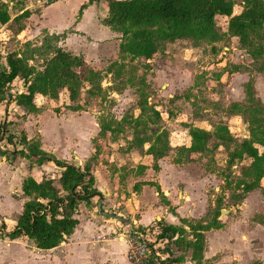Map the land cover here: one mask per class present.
<instances>
[{"label": "rangeland", "instance_id": "1", "mask_svg": "<svg viewBox=\"0 0 264 264\" xmlns=\"http://www.w3.org/2000/svg\"><path fill=\"white\" fill-rule=\"evenodd\" d=\"M7 1L4 3L7 11L14 15L20 5L38 9L48 6L51 0ZM14 1L18 5L11 8L9 5ZM231 1L234 15H240L248 7L245 0ZM228 22L226 18H217L219 40H180L169 44L149 63L122 54L120 34L115 61L100 65L101 70L88 65L100 77L92 84L81 82L77 103L84 110L71 116L68 112L73 111L67 106L72 105L64 92L58 100L39 98L45 112L41 128L45 129L44 144L55 149L58 158L77 164L76 150L83 156L93 153L95 186L105 183L104 174L112 186H124V189L133 187L139 176L151 185L160 177L164 185L160 194L162 203L169 205L166 194L172 193L177 209L181 208L187 215L178 224L188 228L184 240L193 236L190 228L201 225L210 227L204 235L206 251L211 249L207 241L218 239L221 234L225 238L224 247L217 252L210 250L211 258L206 264H264V178L258 188L246 194L245 184L255 181V177L244 173L253 161L244 156L230 164L232 155L242 151L245 141L256 140L253 128L264 127V60L253 54L259 46H264V34L252 36L254 47L244 48L228 30ZM21 25L22 22L11 27L18 29ZM55 40L49 38L42 47L34 48L30 43L24 47L23 52L31 57L29 65L37 72L53 56ZM7 47L10 54L17 53L12 44ZM18 84L12 88L18 89ZM99 87L100 92L96 90ZM141 95L148 97V109H152L143 117ZM5 96L0 92V104ZM21 117L13 110L11 124L6 127L4 118L0 119L6 128L0 146L6 151L20 148L19 141L13 147L8 140L25 136L20 127ZM107 125L112 132L103 136L102 127ZM41 128L34 126L33 130L38 135ZM196 129L212 135L204 152L190 150L191 132ZM158 136L161 143H157L156 149L164 150L165 155L156 161L150 149L156 145ZM255 147L260 155L264 154L263 146L255 143ZM17 157L19 163L25 159L21 154ZM8 161V167L0 166V228L5 223L11 231L25 203L34 200L21 190L24 173L29 171L37 180L48 177L58 180L59 174L46 169L47 177L41 176L36 160H27L25 172L20 171L23 167L15 160ZM215 219L218 225L213 224ZM156 227L155 223L146 229L150 231L151 248L163 250L164 243L158 239ZM176 251L174 248L173 258L181 257L180 264H195L191 260L192 251L181 250V254ZM48 260L47 253L39 251L26 238L14 242L0 239V264H49Z\"/></svg>", "mask_w": 264, "mask_h": 264}, {"label": "trees", "instance_id": "2", "mask_svg": "<svg viewBox=\"0 0 264 264\" xmlns=\"http://www.w3.org/2000/svg\"><path fill=\"white\" fill-rule=\"evenodd\" d=\"M58 1L62 0H51L50 4ZM245 1L248 4L247 9L240 15H234V3L231 0H90L88 4L82 6L80 15L93 4L107 2L109 12L104 24L122 35L121 53L129 55L134 60L140 59L149 63L169 44L180 40L196 42L219 40L217 18L229 20L228 30L240 40L244 48L254 47L252 36L259 37L260 34H264V0ZM28 15L24 13L21 18ZM10 20L7 6L0 5V23L6 25ZM28 46L29 43L26 44V47ZM253 54L264 60V46H259ZM30 59L26 52H23L21 57L18 53H12L7 56V67H2L0 58V91H8L16 80L21 79L26 84L27 92L18 95L14 100L17 106L27 113L38 112L36 103L38 96L58 100L61 92H64L71 102L72 106H67L70 111L84 110L83 106L77 103L81 82L92 84L100 76L88 69L83 57L57 49L46 62L44 69L39 72L29 65ZM96 90L101 91L100 87ZM140 108L141 116L152 112V109H148V97L145 95H141ZM154 113L159 117L156 111ZM4 128L0 124V138L6 132ZM111 129L110 125L102 127L101 135L105 136L112 132ZM252 134L256 140L245 141L242 144V151L234 153L230 161L232 164L244 156L253 161L244 173L245 176L255 177L252 183H244L246 194L258 188L264 178V154L260 155L259 149L255 147V143L264 147V127L253 128ZM259 136L262 137L259 139ZM191 137L193 145L190 150L197 153L204 152L212 140L210 133L197 129L191 132ZM8 142L11 143L10 137ZM159 142L161 143V136H158L156 145L150 149V154L156 161L165 155L164 150L156 149ZM18 144L24 148L17 152L18 155L21 154L28 160H36L39 166L47 162L54 163L62 173L58 180L38 182L29 177L24 181L22 187L24 195L33 197L34 200L25 203L23 213L13 230H8L3 223L0 228V239L14 242L26 238L40 250L55 249L66 237L75 232L78 220L74 215L78 213V206L82 202L89 205L92 199L99 195L94 189L95 176L92 167L94 157L84 167H77L46 153L41 150L39 143H30L25 136ZM6 155L8 152L0 149V156ZM217 223L215 219L213 224L218 225ZM157 226L160 234L158 239L166 244L163 250L154 249V255L155 253L164 255L168 252L167 258L160 261V264L182 263L181 257L174 259V248L177 251L191 250L193 262L202 264L205 250L204 232L209 231L210 227L201 225L190 228L194 241H187L184 240L187 232L183 227L167 225L164 222H159Z\"/></svg>", "mask_w": 264, "mask_h": 264}, {"label": "crops", "instance_id": "3", "mask_svg": "<svg viewBox=\"0 0 264 264\" xmlns=\"http://www.w3.org/2000/svg\"><path fill=\"white\" fill-rule=\"evenodd\" d=\"M37 1L40 2V0ZM89 1L90 0H62L42 8L37 7L38 9L20 5L17 14L10 15L9 13L11 17L10 22L6 25L0 23V58L2 67H7V58H4L10 54L7 52V46H11V44L13 47L15 46L17 48L15 52L21 57L26 44L30 43L33 47H42L48 38L54 36L59 37L55 40L57 42L53 48L54 52L57 49H63L74 56L83 57L86 63L93 66L92 68H95V70H101L100 65L102 64H109V61H115L117 59L115 54H119L121 35L104 24V20L108 16L109 5L107 2L93 4L83 10V13L80 15L82 6L88 4ZM7 2V0H0V5ZM14 5H18V2L14 1L10 3L9 6L13 7ZM24 13H28L29 15L25 18H21ZM20 22H22L20 28L17 29L16 27L13 29L11 27L12 24H18ZM16 81L19 82L18 89L12 88L17 84ZM16 81L11 85V89L4 92L7 100L5 99V104H0V119L4 118L3 124L6 127V125L11 124L13 110L17 112L20 117L22 116L20 127L28 142L32 143L38 140L41 150L56 157L55 149L47 147L44 144L45 129L41 128L42 113L45 112L41 107L42 101L39 100V98L44 101L49 98L38 96L36 101L38 112L26 115L27 112L17 106L14 100L17 95L14 96V94L15 91H18L19 95L26 93L27 87L23 80L18 79ZM68 113L71 114V116L75 115L74 112ZM23 116L26 117L23 118ZM34 126L36 128L37 126L41 128L38 131V135L33 130ZM10 138L12 144L13 140L19 141L15 136ZM74 146H76V144H74ZM23 149L21 145L20 148L15 151L9 152L6 151L7 149H3L8 152V155L0 156V166L8 167L10 165L8 160L11 162L15 160V163L21 164V167H23L20 171L25 172L24 167L28 165V159H22L19 163L17 157V152ZM72 150L71 148V151ZM75 153L79 154L78 157H76L77 164H80L78 167H84L93 158V153L91 152L83 156L78 149ZM58 159L77 166V164L70 163L68 161L69 159ZM36 166L39 168L38 170H40L41 176L47 177L46 169L56 170L59 177L62 173L61 169L56 167L54 163L47 162L42 166L38 164H36ZM104 175H102V178H104L105 183H102V186L94 185V189L99 195L93 198L89 205L86 202H82L78 206V213L74 215V218L78 220V226L75 232L71 236L66 237L65 241L55 249L45 251L37 248L39 251L47 253L49 264H130L128 261L129 246L125 241H121L117 238L118 234L126 225L107 215H116L128 220L131 219V221L129 220L131 222L130 225L140 228V231L144 232V234H148L149 230L147 231L146 229L152 227L155 223L164 222L167 225L179 227L178 224L181 223V220H184L185 217L187 218V215H185L181 208L177 209V205L172 198V193L166 194L169 196L166 201L169 205L163 204L160 200L161 188L164 186L162 185L160 177L157 179L160 182L156 181V185H151L147 183L148 181L143 180V178L139 176L138 179L134 181L133 187L129 185L127 189H124V186H112V181L107 180V176L105 177ZM29 177H33L37 180L34 175L30 174L28 171L24 173L25 179H23V181ZM49 179L48 177L44 180ZM37 181L41 182L43 178ZM139 183H142V185L139 186ZM21 187H23V184ZM99 203H102V212L98 209ZM119 210L121 211L118 212ZM191 216L193 218L195 217L194 214ZM183 228L188 232V228ZM144 229L147 232L144 231ZM155 230L158 232V227H156ZM205 233L206 232H204V235ZM219 237L222 238L221 241ZM219 237L218 239H210V241H207L208 248L211 244V249L209 248L207 251L204 250V264L211 258L212 250L217 252L220 248L225 246V238L222 237V234L219 235ZM176 239L177 237L175 240ZM186 240L194 241V238L191 235L190 238ZM176 252L177 254H181L180 251ZM167 254L168 252L164 255ZM191 255V257H193L192 252Z\"/></svg>", "mask_w": 264, "mask_h": 264}, {"label": "built area", "instance_id": "4", "mask_svg": "<svg viewBox=\"0 0 264 264\" xmlns=\"http://www.w3.org/2000/svg\"><path fill=\"white\" fill-rule=\"evenodd\" d=\"M16 146L17 141L14 140L13 147ZM1 148L4 149V147ZM117 238L121 241H125L129 246L128 261L130 264H160V261L167 258L166 255L159 253H155L156 256L154 255L155 250L151 248L148 234H144V232L140 231V228L136 226H124ZM165 244L166 242L164 243V248Z\"/></svg>", "mask_w": 264, "mask_h": 264}, {"label": "water", "instance_id": "5", "mask_svg": "<svg viewBox=\"0 0 264 264\" xmlns=\"http://www.w3.org/2000/svg\"><path fill=\"white\" fill-rule=\"evenodd\" d=\"M78 165H80V164H77V167H78ZM98 209H99L100 212H102V203H99ZM107 216H109L112 219H116L117 221H120L121 223H123V224H125L127 226L131 224V222L128 219H125V218H122V217H118L116 215H107Z\"/></svg>", "mask_w": 264, "mask_h": 264}]
</instances>
